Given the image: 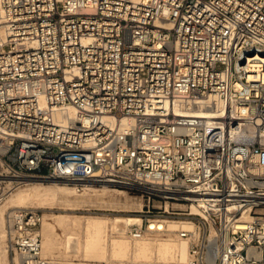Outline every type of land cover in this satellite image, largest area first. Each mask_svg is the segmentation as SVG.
I'll use <instances>...</instances> for the list:
<instances>
[{"label": "built area", "instance_id": "built-area-1", "mask_svg": "<svg viewBox=\"0 0 264 264\" xmlns=\"http://www.w3.org/2000/svg\"><path fill=\"white\" fill-rule=\"evenodd\" d=\"M0 7V200L29 178L137 190L132 237L194 223L168 264H264V0ZM44 217L6 212L18 263L76 264L43 253Z\"/></svg>", "mask_w": 264, "mask_h": 264}, {"label": "bare ground", "instance_id": "bare-ground-1", "mask_svg": "<svg viewBox=\"0 0 264 264\" xmlns=\"http://www.w3.org/2000/svg\"><path fill=\"white\" fill-rule=\"evenodd\" d=\"M3 33H5L4 25L0 23V38ZM29 179H27L23 185L17 187L8 194L5 197V202L0 205V264H9L7 250L10 244L7 242L5 217L6 212L10 208L30 206L31 203H54L59 193L69 194L76 191L75 186L69 185V182L64 179ZM100 184L103 186L108 185V183ZM93 189L97 190V188ZM75 201L77 200H74V202ZM58 221L60 224L68 225L73 229L75 228L77 236L69 238L71 242H68V239L65 237L64 240L59 243L55 234V223L46 220V217H44L41 227L42 245L43 253L48 257H51L48 253L54 254L55 256L63 254L64 257L69 254H76L84 255L86 259L91 261L95 260L101 262L82 263L74 261L76 264H104V260H108V264H168L169 262L178 263L186 261L189 257V241L187 238L179 236L177 232L175 234L176 236L171 233L164 235L163 233L165 231H154L147 232L140 237H132L126 230L115 233V230H112L114 229L115 220L111 219L109 216L100 215H88L86 218H83L77 215L72 216V214L67 213L58 217ZM44 223L47 224L45 227L46 229L43 226ZM159 223H163V226L166 227V231L168 228L174 230L181 226L192 227L194 225L192 221L186 218L166 219L159 221ZM110 228L112 229L110 230ZM83 236L85 237L84 240L82 239ZM73 241L75 244H78L77 250H75V246L72 245ZM54 259L73 261L68 258Z\"/></svg>", "mask_w": 264, "mask_h": 264}, {"label": "rangeland", "instance_id": "rangeland-1", "mask_svg": "<svg viewBox=\"0 0 264 264\" xmlns=\"http://www.w3.org/2000/svg\"><path fill=\"white\" fill-rule=\"evenodd\" d=\"M0 23H2L1 20ZM59 181H63V180H59ZM69 185L73 187L75 186L72 183H69ZM93 188H97V190H94ZM75 189L76 191H73L72 193L69 194L59 193L58 198L54 200L56 203L41 202V203H33V204L31 203V205L29 204L32 207H38L43 209L46 220L48 221L50 220L55 223L54 225L55 234L57 236V240L59 241V243L62 242V240H64L65 237L68 239V242H71L69 238L77 236L75 228L73 229L68 225L59 223L58 217H60L63 214L68 213V214H72V216L77 215L83 218H86L88 215L109 216L111 219L115 220L114 229L110 228V230L111 229L115 230V233H118V231L126 230L127 226L130 223L139 220V216H140L139 214L142 209L144 199L137 190H131L128 188L118 187L110 184H108L107 186H103L100 183H92V184L87 183L84 185L83 188L78 189L75 186ZM5 200L6 198L0 200V205L3 204ZM74 200L77 201L74 202ZM170 219H175V218H170ZM43 226L45 228L47 224L44 223ZM168 229L167 231L165 230V232L163 233L164 235H168L169 233L173 235L176 234V229L174 230L171 228ZM82 239L84 240L85 237L83 236ZM72 245L75 246V250L78 249V244H75L74 241ZM7 255H8L9 264L18 263V256L11 249L10 245L8 246ZM48 255L54 258H63V259L68 258L70 260L76 262H82V263L85 262L101 263L99 261H95V260L91 261L89 259H86L84 255L69 254L70 256L67 255L65 257L63 256V254H59L55 256L54 254L48 253ZM103 263H108V260H104ZM149 263H153V262H149Z\"/></svg>", "mask_w": 264, "mask_h": 264}]
</instances>
